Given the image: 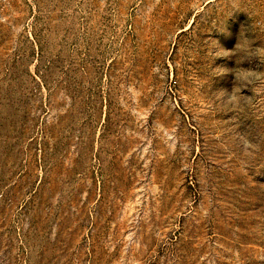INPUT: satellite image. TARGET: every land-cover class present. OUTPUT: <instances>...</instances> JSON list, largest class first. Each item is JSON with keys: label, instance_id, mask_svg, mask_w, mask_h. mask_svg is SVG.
I'll return each instance as SVG.
<instances>
[{"label": "rangeland", "instance_id": "1", "mask_svg": "<svg viewBox=\"0 0 264 264\" xmlns=\"http://www.w3.org/2000/svg\"><path fill=\"white\" fill-rule=\"evenodd\" d=\"M0 264H264V0H0Z\"/></svg>", "mask_w": 264, "mask_h": 264}]
</instances>
